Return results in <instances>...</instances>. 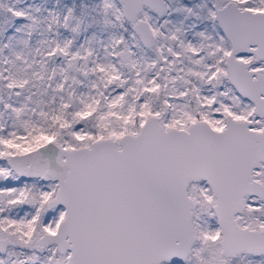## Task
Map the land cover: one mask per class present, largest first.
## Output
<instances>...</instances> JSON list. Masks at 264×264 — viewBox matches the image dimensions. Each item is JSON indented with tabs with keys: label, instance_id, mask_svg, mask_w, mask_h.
<instances>
[{
	"label": "snow or ice",
	"instance_id": "6c2138e0",
	"mask_svg": "<svg viewBox=\"0 0 264 264\" xmlns=\"http://www.w3.org/2000/svg\"><path fill=\"white\" fill-rule=\"evenodd\" d=\"M0 264H264V0H0Z\"/></svg>",
	"mask_w": 264,
	"mask_h": 264
}]
</instances>
